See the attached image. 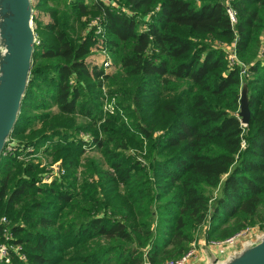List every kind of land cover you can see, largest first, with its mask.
<instances>
[{"label":"trees","instance_id":"16d2710c","mask_svg":"<svg viewBox=\"0 0 264 264\" xmlns=\"http://www.w3.org/2000/svg\"><path fill=\"white\" fill-rule=\"evenodd\" d=\"M32 3L41 43L10 135L16 149L0 155V217L28 259L0 264H143L145 252L160 264L183 256L207 221L206 239L264 228V0ZM98 15L102 39L89 24ZM235 39L251 76L229 66L223 44ZM101 40L113 72L88 61ZM104 85L114 113L103 111ZM81 130L101 158L82 159ZM48 140L66 173L44 182L52 163L19 157Z\"/></svg>","mask_w":264,"mask_h":264},{"label":"water","instance_id":"95a60500","mask_svg":"<svg viewBox=\"0 0 264 264\" xmlns=\"http://www.w3.org/2000/svg\"><path fill=\"white\" fill-rule=\"evenodd\" d=\"M36 44L32 0H0V155L19 117ZM240 103L241 121L248 125L251 110L246 84ZM253 245L224 264H264V236Z\"/></svg>","mask_w":264,"mask_h":264},{"label":"built area","instance_id":"2783aa9c","mask_svg":"<svg viewBox=\"0 0 264 264\" xmlns=\"http://www.w3.org/2000/svg\"><path fill=\"white\" fill-rule=\"evenodd\" d=\"M106 1V0H105ZM228 12L231 17L233 23L237 21L236 11L233 10L230 6L228 7ZM90 27H102V29H98L99 33H102L104 36V27L101 23V18L94 19L89 23ZM38 42V39H37ZM39 43V42H38ZM102 43V49L104 52H108L107 48ZM226 52H227V59L229 61V66L234 67L236 64L242 65L241 76L242 78L248 77V66L247 64L243 63L238 58L237 52V39L232 41V44L227 45L226 43L223 44ZM109 54V52H108ZM110 58V55H108ZM105 66L108 67L111 62L105 61ZM104 70L108 72L107 69ZM102 90H105V85L102 87ZM105 93V92H104ZM105 111L109 113H114V106L108 108L105 106ZM84 139V137H83ZM86 139H84L85 141ZM10 141V140H9ZM8 141V144H10ZM88 141V140H86ZM14 142L10 147H8V152L13 153L15 151ZM31 146L27 148L30 149ZM30 152V151H29ZM52 166V165H51ZM56 165H53V167ZM62 173L60 174L57 170L51 169V172L46 176H60L64 174V169L59 164ZM51 168V167H50ZM60 168H57L60 170ZM60 174V175H59ZM0 263H8L10 260L15 256H17L22 261H27V255L24 252V247L22 243L17 242V237L14 234L13 227L11 220L8 217L3 216L0 218ZM264 236V229H259L258 227H252L245 230H242L226 239H206L202 240L201 242L196 243V241L191 243V248L181 257L168 259L160 264H192L193 261H198L200 258L207 257L205 250L208 249L210 251V255L208 256L207 264H224L225 262L229 261L233 256L242 252L245 248L250 245L257 243L262 237ZM200 251L203 254H200ZM198 259V260H197ZM143 264H153L147 253L144 254Z\"/></svg>","mask_w":264,"mask_h":264},{"label":"rangeland","instance_id":"374dc122","mask_svg":"<svg viewBox=\"0 0 264 264\" xmlns=\"http://www.w3.org/2000/svg\"><path fill=\"white\" fill-rule=\"evenodd\" d=\"M33 2H35L36 3V0H33ZM100 17H102L101 15H98L97 17H95V18H93L92 19V21L94 20V19H99ZM43 21L44 22H46L47 21V17H43ZM91 22V21H90ZM33 26H34V28H35V32H36V36H37V39H38V44H40L41 43V35H40V33L38 32V26H37V23L33 20ZM93 29L95 28L96 30L94 31V35L98 38V39H102L104 36H103V34L102 33H99L98 32V29L100 30V29H102V27H92ZM101 42H102V40H101ZM101 42H99V46H96V47H94L93 49H92V51H91V53H90V55H89V57H88V61L91 63V65H93V64H96L98 67H102L103 69H104V67H105V69H107L108 70V72H113V71H115L116 70V67H115V64H114V61H113V58L111 57V54H110V52H109V54H108V52L106 53V52H104L103 51V49H102V43ZM224 43H226L227 45H229V44H232V42L231 41H224ZM108 55H110V58H109V56ZM238 58L241 60V58H240V56H239V54H238ZM105 61H109V62H111V64L108 66V67H106L105 65L106 64H104L105 63ZM249 75L251 76L252 74L251 73H249ZM75 82V78L74 77H72L71 78V83H74ZM242 88H243V86L241 87V92H242ZM105 92V93H104ZM101 101H102V108H103V111H105L106 109H105V106L106 107H108V108H112L113 106H114V104L116 103V100H115V96H113L110 92H109V90H108V87H107V85H105V90H103V96L101 97ZM54 111H57L58 109H57V107L56 106H53V108H52ZM105 113H108L109 114V112H107V111H105ZM77 120H78V122L79 123H82V122H86V121H89V119L88 118H85L84 116H81V115H79L78 114V116H77ZM101 122L102 121H100L99 123H97V127L99 128L100 127V124H101ZM243 124V123H242ZM244 125V124H243ZM39 126H40V124H39ZM29 131V130H28ZM77 136L79 137V138H81V139H83V137H84V139H86V140H88V142L83 146L84 147V152H83V154H82V159H86L87 157H98V158H101L102 157V154H101V152H100V150L98 149V147L92 142L93 141V135H92V133L91 132H85V131H79V132H77ZM9 140H10V144H8V147H10L11 145H12V143H13V141L14 140H17V139H12V138H9ZM85 140V141H86ZM52 144V142H51V140H48V142H46L45 144H43L42 146L41 145H39L38 147L40 148V151H36V149H37V147H36V145H31V147H30V149L31 150H26V151H30V153L28 154V155H26V156H20L19 158L21 159V161L22 160H25L26 162H30V161H33V162H35V163H38V162H41L42 164H41V166H43V165H47V163H52L50 166H46V170H51V169H54V170H57L60 174L62 173V170H61V168H60V166H59V164H60V161L61 160H59V161H54L53 159H52V157L51 156H49L48 154H47V150L49 149V147H50V145ZM92 144V145H91ZM136 150L137 149H135L134 150V152H136ZM133 152V151H132ZM133 152V153H134ZM139 157H141V156H139ZM54 161V162H53ZM53 165H56V166H54L53 167ZM51 167V168H50ZM57 168H60V170H58ZM62 169H64V173H66V168L64 167V165L62 166ZM80 170V172L82 171V169L80 168L79 169ZM59 174V175H60ZM48 175V174H47ZM46 175V176H47ZM45 176V180H44V182H51V181H53L54 179H55V177L56 176H50V177H46ZM226 176L223 178V181H222V183H221V185H220V187H218L214 192H213V194H212V203H211V208H210V211H209V218L212 216V214L214 213V208H215V205L217 204V202H218V200H220L222 197H223V195H224V187H225V181H226ZM1 218V217H0ZM11 223H12V221H11ZM210 225V221H207L200 229H198V231L196 232V234H197V239L195 240L196 241V243H198L199 242V240L200 239H204V237L206 238V235H205V233H206V231H208L209 230V226ZM252 227H258L259 229H264L262 226H261V224H256V225H248V226H246V227H244V228H242V229H240V230H238V231H236V232H234L233 234H230V235H228L227 237H225V238H212V239H226V238H228V237H230V236H232V235H234V234H236V233H238V232H240V231H242V230H245V229H248V228H252ZM210 240V239H209ZM194 241V242H195ZM257 243H255L254 245H256ZM253 245V246H254ZM22 246L24 247V245L22 244ZM146 253V252H145ZM27 259H28V257H27ZM165 261V260H164ZM164 261H162V262H164ZM161 262V263H162Z\"/></svg>","mask_w":264,"mask_h":264},{"label":"crops","instance_id":"0c3cea01","mask_svg":"<svg viewBox=\"0 0 264 264\" xmlns=\"http://www.w3.org/2000/svg\"><path fill=\"white\" fill-rule=\"evenodd\" d=\"M202 240L203 241L206 240L205 237H204V239L203 238L200 239L199 242H201ZM205 253H206L207 257L200 258L199 260L197 259L198 261H193L192 264H207V260H208V256L210 255V251H208V249H206ZM200 254H203V252L200 251Z\"/></svg>","mask_w":264,"mask_h":264}]
</instances>
